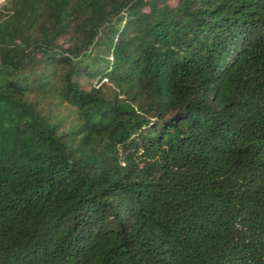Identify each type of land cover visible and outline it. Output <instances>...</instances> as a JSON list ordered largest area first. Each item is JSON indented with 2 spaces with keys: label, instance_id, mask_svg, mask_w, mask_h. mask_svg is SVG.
Listing matches in <instances>:
<instances>
[{
  "label": "trees",
  "instance_id": "obj_1",
  "mask_svg": "<svg viewBox=\"0 0 264 264\" xmlns=\"http://www.w3.org/2000/svg\"><path fill=\"white\" fill-rule=\"evenodd\" d=\"M0 264H264V0H4Z\"/></svg>",
  "mask_w": 264,
  "mask_h": 264
},
{
  "label": "rangeland",
  "instance_id": "obj_2",
  "mask_svg": "<svg viewBox=\"0 0 264 264\" xmlns=\"http://www.w3.org/2000/svg\"><path fill=\"white\" fill-rule=\"evenodd\" d=\"M3 1H4V0H1V1H0V4H1ZM168 1L173 2V0H168Z\"/></svg>",
  "mask_w": 264,
  "mask_h": 264
},
{
  "label": "built area",
  "instance_id": "obj_3",
  "mask_svg": "<svg viewBox=\"0 0 264 264\" xmlns=\"http://www.w3.org/2000/svg\"><path fill=\"white\" fill-rule=\"evenodd\" d=\"M1 1V0H0Z\"/></svg>",
  "mask_w": 264,
  "mask_h": 264
}]
</instances>
